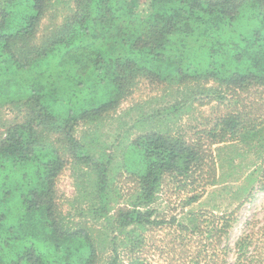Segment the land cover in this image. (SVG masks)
I'll list each match as a JSON object with an SVG mask.
<instances>
[{
	"label": "trees",
	"instance_id": "16d2710c",
	"mask_svg": "<svg viewBox=\"0 0 264 264\" xmlns=\"http://www.w3.org/2000/svg\"><path fill=\"white\" fill-rule=\"evenodd\" d=\"M2 1L0 264L100 262L90 231L66 227L58 212L65 155L97 174L90 216L123 234L104 240L112 253L107 264H145L144 232L162 224L152 206L165 188L188 191L190 206L224 167L216 145L263 148L264 119L254 106L247 109V100L252 88L264 94V0ZM65 10L61 24H53ZM143 76L165 85L197 84L200 96L226 110L219 108L214 121L190 137L159 130L130 142L122 165L132 184L129 201L111 215L109 169L74 129L117 110ZM256 153L262 157L251 182L264 193V155ZM242 195L253 199V188ZM238 209L187 213L188 224L173 219L182 235L181 264H230L232 253L233 264H264V225L246 222L234 247L229 244Z\"/></svg>",
	"mask_w": 264,
	"mask_h": 264
},
{
	"label": "rangeland",
	"instance_id": "374dc122",
	"mask_svg": "<svg viewBox=\"0 0 264 264\" xmlns=\"http://www.w3.org/2000/svg\"><path fill=\"white\" fill-rule=\"evenodd\" d=\"M0 3L4 5L5 1L0 0ZM58 8L61 6L55 7L52 13ZM66 13L67 10L56 14L53 24L60 25ZM48 17L51 18V13ZM46 24L48 18L43 21V25ZM135 83L117 110L112 111L99 123L80 122L74 129V136L91 156L100 159V162L109 169L111 215L115 209L129 201L127 194L131 192L132 184L127 180L128 176L122 170V165L124 149L130 142L159 130L169 131L173 135L185 133L190 137L196 132V128L203 129L207 122H213L219 108L221 112L226 110L225 105L218 106L216 100H212L210 96H200L197 84L165 85L166 83H152L144 76L137 78ZM251 93L252 96L247 100V109L254 106L253 109L259 113L258 117L264 119V94L261 95L255 88H252ZM240 109L238 108L239 111ZM5 115L13 116V112L5 110ZM261 121L263 120L259 119V122ZM256 145L236 143L216 145L213 149L214 154L218 161H222L224 167L222 165L220 167L216 184L209 186L204 197L197 203L186 206L184 200L192 195L188 191L180 192L176 188L163 190L152 206L156 209L157 219L162 224L152 229L149 227L144 232V245L140 257L145 264L182 263L179 257L182 235L173 225V219L188 224L187 213L204 211L225 213L239 208L238 220L229 240L232 247L245 230L246 222L253 220L259 225H264V193L257 191V182H251L253 180L251 176L260 166L262 157L256 152L262 151L264 155V145L261 150L260 145ZM60 150L62 153L61 147ZM65 159L66 168L56 183L58 212L61 211V215L65 217L66 227L71 229L85 227L90 231L101 253L98 264H107L112 253L104 240L107 238L109 241L114 235L122 239L123 234L119 233L116 225L109 223L105 218L93 220L89 214L88 209L95 198L93 184L97 174L88 169L87 165L71 161L69 155H65ZM252 188L253 199L243 200L245 196L242 194L246 195ZM195 247L192 246V251ZM235 259L236 256L232 253L229 263L233 264Z\"/></svg>",
	"mask_w": 264,
	"mask_h": 264
}]
</instances>
